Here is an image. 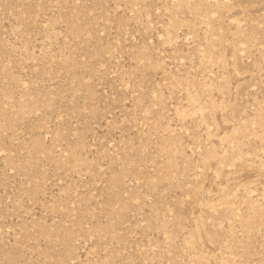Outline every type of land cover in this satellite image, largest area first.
<instances>
[{"label": "rangeland", "instance_id": "1", "mask_svg": "<svg viewBox=\"0 0 264 264\" xmlns=\"http://www.w3.org/2000/svg\"><path fill=\"white\" fill-rule=\"evenodd\" d=\"M0 264H264V0H0Z\"/></svg>", "mask_w": 264, "mask_h": 264}]
</instances>
